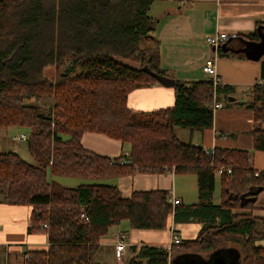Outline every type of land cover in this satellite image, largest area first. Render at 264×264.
<instances>
[{
	"label": "trees",
	"instance_id": "1",
	"mask_svg": "<svg viewBox=\"0 0 264 264\" xmlns=\"http://www.w3.org/2000/svg\"><path fill=\"white\" fill-rule=\"evenodd\" d=\"M158 1L165 0H0V131H26L35 161L0 152V202L31 207L28 231L47 235L49 244L30 252L24 264H95L93 256L112 227L128 221L135 230H165L171 215L176 224H200L198 237L171 250L130 246L125 264H178L175 259L187 254L208 258L232 248L240 264H264V247L257 246L264 241V216L255 207L264 172L255 171L249 151L207 153L176 136V127L211 129L214 93L231 94L221 85L216 90L212 81H179L162 68L158 20L150 15ZM263 29L260 23L237 40L259 43ZM220 51L221 57L247 58ZM262 66L264 80V61ZM50 67L56 70L51 78L45 73ZM158 83L175 89L173 107L151 113L129 107L132 91ZM253 92L247 106L254 112V149L264 151V85ZM44 99L53 100L47 112L39 104ZM85 133L127 144L130 153L111 159L88 151L81 141ZM217 169H225L218 176V204ZM168 171L197 177L198 203L172 206L164 191L124 198L103 182ZM49 172L93 182L62 187L49 181Z\"/></svg>",
	"mask_w": 264,
	"mask_h": 264
},
{
	"label": "crops",
	"instance_id": "2",
	"mask_svg": "<svg viewBox=\"0 0 264 264\" xmlns=\"http://www.w3.org/2000/svg\"><path fill=\"white\" fill-rule=\"evenodd\" d=\"M150 15L158 20L155 36L160 42L163 69L182 82L211 81L203 67L208 59H215L221 86L231 94L217 96L223 107L214 111L211 129L191 131L176 127V136L182 141L177 135L181 132L188 143L203 148L207 153H213L216 149L249 151L255 171L264 172V151L254 149V112L247 106L253 101L254 86L264 85V58L259 61L238 56L221 57L220 48L215 49L207 43V38L216 33L245 37L255 32L258 25L264 23V0H165L155 2ZM228 43L238 51L247 47L240 40ZM136 65L130 67L138 68L139 65ZM229 97L235 98V101L230 102ZM175 98L172 86L158 83L135 89L128 100L133 111L151 113L173 107ZM81 141L86 150L111 159L127 157L130 153L129 145L102 134L85 133ZM103 182L118 187L124 198L131 197L134 192L164 191L173 194L182 204L198 203V182L193 174L173 171L163 174L138 173ZM217 186L216 183L215 194ZM215 194L214 202L217 203ZM255 207L256 215L264 216V190L259 194ZM31 213L29 206L0 202V264H24L30 252L48 248L47 235L30 234L28 231ZM201 229L198 223L176 224L173 215L165 230H135L129 222L123 223L112 227L108 232L111 235L107 234L101 239L93 261L97 256L118 258L114 245L121 232L128 235L130 246L167 249L173 233L183 241H189L195 240ZM257 246L264 247V241L258 242ZM118 261L119 264L124 263L120 259Z\"/></svg>",
	"mask_w": 264,
	"mask_h": 264
},
{
	"label": "rangeland",
	"instance_id": "3",
	"mask_svg": "<svg viewBox=\"0 0 264 264\" xmlns=\"http://www.w3.org/2000/svg\"><path fill=\"white\" fill-rule=\"evenodd\" d=\"M235 41V40H232ZM124 63L128 66H137V62H133V61H124ZM46 75L49 76V78L54 77L56 75V70L53 67H50L48 69H46L45 71ZM40 104V108L43 112H47L53 105V100L52 99H44L42 101L39 102ZM179 128V127H177ZM182 129V128H179ZM22 134H26V131L24 130H17L16 128H12L8 131H0V138H1V143H0V152H14L17 153L25 162L29 163V164H35L34 159L32 158L29 150H28V145L26 142H17L15 139V137H19ZM178 136H180V139L182 141H184L185 143H188L187 138L181 134V132L177 133ZM48 179L51 182H57L60 186L62 187H67V188H76L80 185H84L86 183L89 182H93L91 180L88 179H83V178H72V177H54L50 174H48ZM108 179L104 180L107 181ZM105 183V182H104ZM218 189L217 192L215 194V199L217 203L221 202L222 199V191H221V185H220V178H218ZM127 224V221H122L119 225L121 224ZM118 226V225H116ZM111 235V232L108 234V236ZM204 256H207V254H205ZM128 257V253L126 258L123 260V264H125L126 260ZM100 261L99 263L97 261ZM119 259L118 258H114L113 256L108 257V258H100V257H95L94 259V263L95 264H119Z\"/></svg>",
	"mask_w": 264,
	"mask_h": 264
},
{
	"label": "built area",
	"instance_id": "4",
	"mask_svg": "<svg viewBox=\"0 0 264 264\" xmlns=\"http://www.w3.org/2000/svg\"><path fill=\"white\" fill-rule=\"evenodd\" d=\"M237 39H238L237 34H229L228 35L226 33H216V34L207 38V43L209 45L213 46L215 49H219L225 43L230 42L232 40H237ZM203 71L207 76H209L211 78V81H212L215 89L217 87H219L220 85H222L221 78L218 76V73H217V68H216V64H215L214 59H208L206 61L205 65L203 67ZM212 106H213L214 111L223 107V103L218 102L216 93L214 95V100H213ZM29 138H30V135L28 133H26V134L20 135L19 137H15L14 140H16L17 142H27L29 140ZM224 172H225V169H217L215 173L217 176H221ZM230 172H231V170H228V173H230ZM168 202L172 206H177V205L181 204V201L177 200L173 194L169 195ZM82 216L84 217V214H82ZM43 227L48 228V225L45 224ZM182 242H183V240L181 239V237L178 236L177 234L173 233L170 245L167 249L171 250L172 246L179 245ZM114 246H115V251H116L118 258L121 261H123L126 258L127 253H128V249L130 247V244L128 241V235L125 232L119 233L118 236L116 237V241H115Z\"/></svg>",
	"mask_w": 264,
	"mask_h": 264
},
{
	"label": "water",
	"instance_id": "5",
	"mask_svg": "<svg viewBox=\"0 0 264 264\" xmlns=\"http://www.w3.org/2000/svg\"><path fill=\"white\" fill-rule=\"evenodd\" d=\"M260 42L259 43H251L244 42L246 44V48L240 51L236 50L234 47L229 46L230 44L227 42L221 46V50L225 53H245L247 58L252 60H259L262 56H264V29L263 32L260 33ZM147 73L151 74L154 78L158 79V81H162V78L154 73H152L149 69H144ZM229 101H235V98L229 97ZM245 199V196H242V200ZM178 264H240V255L238 251L234 248L225 250H219L217 252L209 255L208 258H204L200 255L187 254L175 259Z\"/></svg>",
	"mask_w": 264,
	"mask_h": 264
},
{
	"label": "bare ground",
	"instance_id": "6",
	"mask_svg": "<svg viewBox=\"0 0 264 264\" xmlns=\"http://www.w3.org/2000/svg\"><path fill=\"white\" fill-rule=\"evenodd\" d=\"M214 48V47H213ZM215 60V59H214ZM219 87L216 88V90L218 89ZM125 163V162H124ZM114 164V163H113ZM230 170V169H229Z\"/></svg>",
	"mask_w": 264,
	"mask_h": 264
}]
</instances>
